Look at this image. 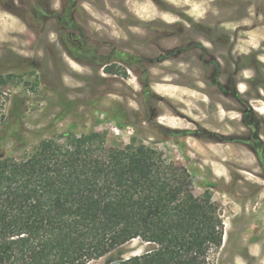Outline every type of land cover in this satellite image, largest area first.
Returning <instances> with one entry per match:
<instances>
[{
	"label": "rangeland",
	"instance_id": "obj_1",
	"mask_svg": "<svg viewBox=\"0 0 264 264\" xmlns=\"http://www.w3.org/2000/svg\"><path fill=\"white\" fill-rule=\"evenodd\" d=\"M0 78V151L144 144L219 206L211 264H264V0H0Z\"/></svg>",
	"mask_w": 264,
	"mask_h": 264
},
{
	"label": "trees",
	"instance_id": "obj_2",
	"mask_svg": "<svg viewBox=\"0 0 264 264\" xmlns=\"http://www.w3.org/2000/svg\"><path fill=\"white\" fill-rule=\"evenodd\" d=\"M99 138L0 151V264H211L224 240L212 194L197 197L189 171L144 144ZM135 239L150 248L125 256Z\"/></svg>",
	"mask_w": 264,
	"mask_h": 264
},
{
	"label": "bare ground",
	"instance_id": "obj_3",
	"mask_svg": "<svg viewBox=\"0 0 264 264\" xmlns=\"http://www.w3.org/2000/svg\"><path fill=\"white\" fill-rule=\"evenodd\" d=\"M132 20V19H131Z\"/></svg>",
	"mask_w": 264,
	"mask_h": 264
}]
</instances>
